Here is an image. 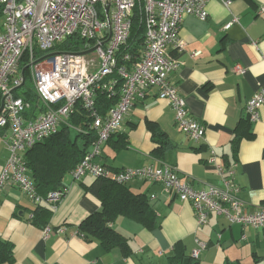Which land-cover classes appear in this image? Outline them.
<instances>
[{"label": "crops", "instance_id": "1", "mask_svg": "<svg viewBox=\"0 0 264 264\" xmlns=\"http://www.w3.org/2000/svg\"><path fill=\"white\" fill-rule=\"evenodd\" d=\"M263 6L264 0H231L228 6L208 0L207 16H184L178 32L181 46L169 48L178 61L169 79L184 99L188 115L204 125V140L195 142L179 130L171 104L159 98L156 87H149L135 97L121 128L93 160L113 170L171 164L195 189L223 187L206 161L213 152L225 165H234L230 181L239 188L243 210L264 206V103L255 121H247L244 114L247 100L264 86ZM234 16L237 21L225 28ZM236 64L242 66L241 72L234 71ZM24 116L35 117L28 110ZM153 129L162 136L153 134ZM160 137L167 140L165 146L156 140ZM6 157V143L1 140L0 173ZM93 179L65 176V193L49 218L53 229L48 237H43L42 227L27 220L35 203L4 181L0 237L12 243L13 260L1 264H192L191 253L200 243L195 264H264V228L230 223L215 212L198 225L189 202L160 183L138 178L126 186L150 205L155 225L146 227L118 215L112 226L126 237L128 249L123 253L119 246L105 248L78 229L85 217L101 209L100 201L84 189ZM59 226H65L64 233L54 230Z\"/></svg>", "mask_w": 264, "mask_h": 264}, {"label": "built area", "instance_id": "2", "mask_svg": "<svg viewBox=\"0 0 264 264\" xmlns=\"http://www.w3.org/2000/svg\"><path fill=\"white\" fill-rule=\"evenodd\" d=\"M221 1L228 6L231 0ZM207 2L0 0V141H5L8 152L0 173V190L3 182L9 181L23 190L28 198L39 199L35 184L27 175L24 152L57 132L62 124L70 125L69 118L79 103L91 112V126L96 138L89 152L73 168V180L91 176L110 177L117 183H127L133 178L155 181L191 204L198 225L205 224L209 214L215 212L230 223L264 228V206L253 212L243 210L244 202L237 194L239 188L230 181L235 173L234 165H225L213 152L206 161L220 176L223 187L208 185L195 189L180 178L171 164L113 170L93 160L100 153L102 144L121 128L123 117L135 97L149 87H156L159 98L171 104L179 130L195 142L204 140V125L188 115L184 99L169 79V73L178 68V61L169 54V48L179 49L181 46L178 32L184 16H207ZM137 6L142 13L144 43L142 54L132 61L129 52L118 56V50L129 38L133 10ZM235 21L234 16L225 28ZM71 35L84 41L85 47L81 51L96 46L91 52L96 58L90 57L91 53L53 51L55 44ZM36 50H41L44 55L55 53L52 57H36ZM24 55L28 61L25 68H29L33 88L44 105V110L32 119L24 116L30 108L29 101L13 94V89L25 79L20 70ZM233 69L235 72L243 70L240 64ZM114 74L116 77H112ZM117 79L119 85L115 88ZM101 91L118 95L117 102L106 114L97 111L96 107V97ZM263 103L264 86L245 103L244 114L250 122L257 119L258 108ZM60 195L59 191L48 194L53 209ZM52 229L49 223L45 224L43 237H48ZM54 230L64 233L66 228L59 226ZM202 247L200 243L191 255L197 258Z\"/></svg>", "mask_w": 264, "mask_h": 264}, {"label": "trees", "instance_id": "3", "mask_svg": "<svg viewBox=\"0 0 264 264\" xmlns=\"http://www.w3.org/2000/svg\"><path fill=\"white\" fill-rule=\"evenodd\" d=\"M143 43L144 25L142 13L137 6L133 10L129 38L119 48L118 56L126 51L131 54L132 61L138 59L142 54ZM84 47L83 40L76 35H71L62 42L55 44L52 49L53 51L78 52ZM35 55L40 57L44 55V52L36 50ZM24 57H22L23 60L20 64L21 72L28 62L27 56L24 55ZM118 60L120 62V59ZM23 75L25 77L23 83L13 89V94L29 101L30 108L28 111L36 117L44 110V105L31 84L28 67L24 69ZM112 77H116V75L114 74ZM118 85L119 81L116 83L115 88ZM117 96V93L108 94L106 91L98 93L96 97L97 111L106 114L108 109L117 102ZM90 115L91 112L78 103L69 118L70 125L62 124L57 132L35 143L24 152L27 175L35 184L39 196L38 200L28 198L35 203V208L32 209L27 219L32 224L42 228L45 224H48L54 210L48 200V194L59 191L61 193L60 197L63 195L66 189L64 186L65 176L70 174L77 163L89 152L88 146L96 138V133L91 126ZM0 133H2L1 130ZM152 133L162 136V133L158 130L153 129ZM156 140L160 143V146H165L167 143V140L163 137ZM84 189L100 201L101 209L85 217L79 224L78 229L85 236L96 238L103 247L119 246L122 248L123 253L128 249L126 237L112 226L118 215L132 217L146 227L155 225V215L150 205L143 196L132 193L126 183L114 182L110 177H96L92 182L84 185ZM190 257L195 260L192 264H195L197 258L192 255ZM12 260V243L0 237V264ZM188 261L187 258V263Z\"/></svg>", "mask_w": 264, "mask_h": 264}, {"label": "water", "instance_id": "4", "mask_svg": "<svg viewBox=\"0 0 264 264\" xmlns=\"http://www.w3.org/2000/svg\"><path fill=\"white\" fill-rule=\"evenodd\" d=\"M96 48V46H93L91 47L90 49H87V50H84V51H79V52H76L77 54H80V55H86L88 53H91L92 51H94V49ZM55 52H51V53H47L44 55V57H52L54 55ZM24 69L22 70V73L24 72ZM1 105H2V100H1V103H0V109H1Z\"/></svg>", "mask_w": 264, "mask_h": 264}, {"label": "rangeland", "instance_id": "5", "mask_svg": "<svg viewBox=\"0 0 264 264\" xmlns=\"http://www.w3.org/2000/svg\"><path fill=\"white\" fill-rule=\"evenodd\" d=\"M89 56L90 57H93V58H96V55H95V53L93 52V53H91V54H89ZM25 58V57H24ZM23 60V59H22ZM42 64H44V63H42ZM39 65H41V64H39ZM27 68V67H26ZM30 80H31V78H30ZM31 84H32V81H31ZM33 85V84H32ZM8 153V152H7Z\"/></svg>", "mask_w": 264, "mask_h": 264}]
</instances>
